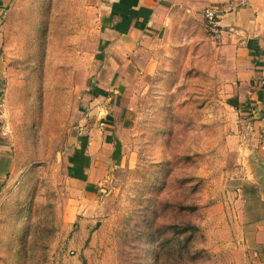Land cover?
<instances>
[{"label":"rangeland","instance_id":"rangeland-1","mask_svg":"<svg viewBox=\"0 0 264 264\" xmlns=\"http://www.w3.org/2000/svg\"><path fill=\"white\" fill-rule=\"evenodd\" d=\"M95 2L0 0V264H264V163L212 45L106 84ZM85 132L104 149L79 178Z\"/></svg>","mask_w":264,"mask_h":264},{"label":"crops","instance_id":"crops-1","mask_svg":"<svg viewBox=\"0 0 264 264\" xmlns=\"http://www.w3.org/2000/svg\"><path fill=\"white\" fill-rule=\"evenodd\" d=\"M1 2L3 5L4 0ZM95 3L94 12L99 14L97 45L103 59H108L103 72L106 84L114 80L115 84L124 81L121 84L126 86L131 77L144 73L151 61L174 58L172 52L166 54L169 49L190 46L191 33L197 32L200 48L208 42L212 45V59H215L212 75L232 96L237 136L242 141L241 158L264 163V90L261 86L264 0H96ZM206 8L219 12L217 36L211 35L204 23ZM103 85L102 82L93 91L101 100L107 97ZM118 90L106 99L116 98L114 104H118ZM89 139L86 132L81 135L69 159L73 173L79 178L93 170V161L104 149L101 151L104 143ZM257 227L254 242L261 246L259 256L264 263V220Z\"/></svg>","mask_w":264,"mask_h":264},{"label":"built area","instance_id":"built-area-1","mask_svg":"<svg viewBox=\"0 0 264 264\" xmlns=\"http://www.w3.org/2000/svg\"><path fill=\"white\" fill-rule=\"evenodd\" d=\"M203 19H204L206 28L211 35L217 36L220 34L219 12L218 11L212 8H206L203 11ZM261 86L264 90V79L261 82Z\"/></svg>","mask_w":264,"mask_h":264}]
</instances>
